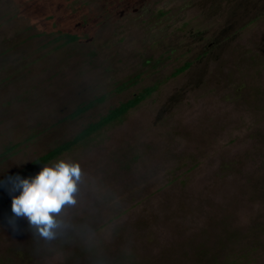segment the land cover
I'll return each mask as SVG.
<instances>
[{
  "label": "rangeland",
  "instance_id": "obj_1",
  "mask_svg": "<svg viewBox=\"0 0 264 264\" xmlns=\"http://www.w3.org/2000/svg\"><path fill=\"white\" fill-rule=\"evenodd\" d=\"M152 84L34 171L81 169L55 239L0 191V264H264V0H0V179Z\"/></svg>",
  "mask_w": 264,
  "mask_h": 264
},
{
  "label": "clouds",
  "instance_id": "obj_2",
  "mask_svg": "<svg viewBox=\"0 0 264 264\" xmlns=\"http://www.w3.org/2000/svg\"><path fill=\"white\" fill-rule=\"evenodd\" d=\"M80 178L79 164L62 159L43 166L34 177H9L8 191L12 196L9 225L15 230L17 221L23 218L34 235L55 239L57 230L63 226L62 210L76 203ZM16 192L19 194L15 195Z\"/></svg>",
  "mask_w": 264,
  "mask_h": 264
},
{
  "label": "trees",
  "instance_id": "obj_3",
  "mask_svg": "<svg viewBox=\"0 0 264 264\" xmlns=\"http://www.w3.org/2000/svg\"><path fill=\"white\" fill-rule=\"evenodd\" d=\"M76 35L73 33H58L57 36H55V40H62L63 42H71L76 39ZM190 65V61L183 62L180 66L176 67L172 72L171 75H176L186 69ZM156 88L155 84L145 86L140 91L133 93L129 98L126 100L119 102L116 106H113L109 108L103 115L99 116L96 120L87 123L84 125L78 132H76L72 137L69 139H66L50 149H48L46 152L42 153L41 155L35 157L32 159L29 163H27L22 169L18 170L15 173H12L4 178L0 179V191L4 190L5 188L9 187L10 184H8V178L14 177L19 175L20 177H32L33 173L36 169L40 168L42 165L46 164L50 160L54 159L58 155H60L62 152L69 150L72 146H75L81 142H83L85 139H87L91 134L98 131L102 127L106 126L107 124L119 119L123 114H125L129 109L136 106L139 102H141L143 99L148 97L151 92ZM104 98L103 95L94 97L93 99L82 102L78 105H76L73 110H71L67 115L66 118H74L78 116L79 114L85 112L87 109H89L94 103L102 101ZM14 145L12 146H6L4 150L0 153L1 155L4 153H7L10 151V149H13ZM11 149V150H12ZM242 252L240 254V259H238L237 254H227L226 258L224 259L226 261V264H250V261H246L247 259V253ZM231 256V258L229 257ZM233 256V258H232Z\"/></svg>",
  "mask_w": 264,
  "mask_h": 264
}]
</instances>
